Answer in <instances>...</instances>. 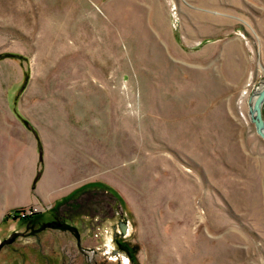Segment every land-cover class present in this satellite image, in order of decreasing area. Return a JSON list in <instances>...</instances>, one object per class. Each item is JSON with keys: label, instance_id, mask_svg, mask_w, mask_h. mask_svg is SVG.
<instances>
[{"label": "rangeland", "instance_id": "1", "mask_svg": "<svg viewBox=\"0 0 264 264\" xmlns=\"http://www.w3.org/2000/svg\"><path fill=\"white\" fill-rule=\"evenodd\" d=\"M262 87L264 0H0V264H264Z\"/></svg>", "mask_w": 264, "mask_h": 264}, {"label": "crops", "instance_id": "2", "mask_svg": "<svg viewBox=\"0 0 264 264\" xmlns=\"http://www.w3.org/2000/svg\"><path fill=\"white\" fill-rule=\"evenodd\" d=\"M29 182L30 176L28 175L27 182L24 181L22 185H9L7 188L0 190V217L2 212L8 208L22 206L34 201L35 198H39L38 193L30 192Z\"/></svg>", "mask_w": 264, "mask_h": 264}, {"label": "water", "instance_id": "3", "mask_svg": "<svg viewBox=\"0 0 264 264\" xmlns=\"http://www.w3.org/2000/svg\"><path fill=\"white\" fill-rule=\"evenodd\" d=\"M264 99V87H262L256 94L255 99L253 101V117L251 118V122L254 124L256 134L264 141V123L261 118V108L260 103ZM120 229L123 231V227L121 225Z\"/></svg>", "mask_w": 264, "mask_h": 264}, {"label": "bare ground", "instance_id": "4", "mask_svg": "<svg viewBox=\"0 0 264 264\" xmlns=\"http://www.w3.org/2000/svg\"><path fill=\"white\" fill-rule=\"evenodd\" d=\"M264 101V99L261 101V103H260V108H261V104H262V102ZM250 112H251V118L253 117V108L250 110ZM264 123V122H263Z\"/></svg>", "mask_w": 264, "mask_h": 264}, {"label": "built area", "instance_id": "5", "mask_svg": "<svg viewBox=\"0 0 264 264\" xmlns=\"http://www.w3.org/2000/svg\"><path fill=\"white\" fill-rule=\"evenodd\" d=\"M27 214H31V210L28 209L25 213L23 212V216L25 215L26 217Z\"/></svg>", "mask_w": 264, "mask_h": 264}]
</instances>
